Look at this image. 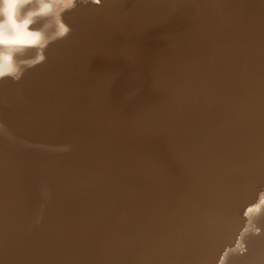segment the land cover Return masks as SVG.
Wrapping results in <instances>:
<instances>
[{
	"label": "bare ground",
	"instance_id": "bare-ground-1",
	"mask_svg": "<svg viewBox=\"0 0 264 264\" xmlns=\"http://www.w3.org/2000/svg\"><path fill=\"white\" fill-rule=\"evenodd\" d=\"M54 1L18 3L30 7L0 31V44L15 39L0 46V67L23 71L14 91L32 109L0 103V139L72 150L35 165L40 227L3 240L7 264L29 252L37 264H215L264 183V0L86 2L66 14L61 49L26 76L19 60L53 39L31 16ZM16 190L0 208L12 224L28 209Z\"/></svg>",
	"mask_w": 264,
	"mask_h": 264
},
{
	"label": "rangeland",
	"instance_id": "rangeland-1",
	"mask_svg": "<svg viewBox=\"0 0 264 264\" xmlns=\"http://www.w3.org/2000/svg\"><path fill=\"white\" fill-rule=\"evenodd\" d=\"M45 3H47L48 5H50V2L52 3V1L54 0H44ZM50 1V2H49ZM58 1V0H57ZM57 1H54L53 3H56ZM65 1V2H64ZM72 1V2H71ZM92 1L93 3H95L96 5L100 4V1L99 0H59L56 4H53L52 6H50L48 9L46 10H49V11H46V10H39V13H36L34 12L33 16H31V22L33 20H38L39 22H41V25L42 27L44 26L45 28V32H49L47 33L48 35H50L53 39H51L49 42H46V43H35V44H31L30 47H35L36 46V49L37 51L34 53V56H31L33 58H27L25 60L23 59H20L19 62L20 63H25L27 61V63H23L21 66H23V69H29L30 72L26 75V76H30V74H32L35 69L39 68L37 66L40 65V62L42 60V57L44 59L45 58H49L50 56V50H54V51H57V50H60L62 44L64 43L63 40L65 39V37L69 34V32L71 30H73V24H70L67 20H66V14L68 13V11H70L71 9H73L74 7H78L79 5L81 4H84L86 2H90ZM113 1L116 5H120L124 2V0H111ZM33 2H38V3H44L43 0H0V16H4L5 17L3 18V20L1 19L0 22H4L3 26L1 25L0 26V31H3V30H6V29H9V28H12L13 26H15L11 19L15 20V21H19L23 16L24 14L26 13V10L30 7L28 6L27 8L25 7L24 9H18V3H25V5H30L31 3ZM62 6H61V4ZM7 3L9 5V3L12 5L11 9L7 11ZM16 3V4H15ZM64 3V4H63ZM65 3L67 5H65ZM70 3V4H69ZM4 5L6 7H4ZM70 5V7H69ZM56 6V7H55ZM59 6V7H58ZM4 7V9H3ZM55 7V8H53ZM61 7V8H60ZM53 8V9H52ZM59 8V9H58ZM63 8V9H62ZM55 9V10H54ZM59 11H57V10ZM6 10V11H5ZM54 10V11H53ZM43 11H46V14L45 12ZM58 13H57V12ZM38 12V11H37ZM54 12V13H53ZM60 12V13H59ZM45 13V14H44ZM54 14L53 15H50V14ZM2 14V15H1ZM43 14V15H42ZM46 17H45V16ZM57 15V19H55V16ZM44 17V18H43ZM51 17V21L54 22L55 25H53V23H51V21L49 20ZM53 17V18H52ZM45 19V20H43ZM48 19V20H47ZM54 19V20H53ZM56 20V21H55ZM44 21V22H43ZM21 22V21H20ZM47 22V24H46ZM49 22V23H48ZM55 22H58V25H56L57 23ZM51 23V24H50ZM9 25V26H8ZM52 25V27L50 26ZM17 26V24H16ZM49 29H47V28ZM57 27V28H56ZM51 28V29H50ZM53 28V29H52ZM60 29V30H57ZM49 30V31H48ZM57 33H56V32ZM51 32V33H50ZM54 32V33H52ZM60 32V33H59ZM56 33V35H55ZM53 34V35H51ZM9 35V34H8ZM4 36L3 40H2V43L0 44V46L4 45V46H9L10 44H13L15 42V39L14 38V35H9V36ZM58 35V36H57ZM13 39V40H12ZM42 44V45H41ZM36 55V56H35ZM38 57V58H37ZM41 57V58H40ZM35 58V59H34ZM51 58V57H50ZM59 59V58H58ZM35 61V62H34ZM46 61V60H44ZM60 61V59H59ZM58 60L55 59V62H59ZM42 63V62H41ZM19 65V64H18ZM36 66V67H35ZM32 68V70L30 69ZM36 69V70H37ZM2 71V67H0V103L2 105H10L11 107L13 108H16L18 110L21 109L22 112L24 113H31L32 112V109H30V106H28V102H26L22 97L21 95L19 96L17 94L16 91H14L16 89V85L17 86H20L25 80L26 78H23L25 75L23 74V71ZM4 73V74H3ZM15 73V74H13ZM17 74V75H16ZM11 77V78H10ZM21 77V78H20ZM9 79V80H8ZM24 79V80H23ZM12 80V82H11ZM7 82L5 83L6 86H1L3 82ZM9 81V82H8ZM19 81V82H18ZM101 81V78L99 79H95L94 81L92 80L90 82V84H93L94 86L97 85L96 82ZM69 81H65V83L63 84H67ZM12 83V84H11ZM15 83V84H13ZM18 83V84H17ZM15 85V86H14ZM8 87V89H7ZM4 88V91L2 90ZM12 88V89H11ZM10 89V90H9ZM101 90V89H100ZM97 92L98 89H97ZM95 92V93H97ZM10 93V94H9ZM48 98V101L50 102V98ZM13 101V102H12ZM55 101V102H54ZM61 103H60V102ZM52 102L56 103L58 105L57 102H59V105L60 106H63L64 104H68V106H75L74 103L73 105L68 102H65L63 100H53L52 99ZM62 102H63V105H62ZM66 104V105H67ZM18 106V107H17ZM25 108V109H24ZM0 124H3L1 121H0ZM49 141H45V143H31V147H26V146H23V145H20L16 142H12V141H7V140H3V139H0V150H2L1 152V155H0V173L1 171L5 170L6 171V174H5V171L0 174V183H2V185L0 184V208L2 207V201L4 202L5 198L7 197V194L4 193L7 191V193L9 194H12V192H15L13 190H16V195L19 199V203H21L22 201H24V204H25V207L28 208L26 209V212L24 213V215L22 217L25 216V218L23 219H20L21 223H16V222H13V224L9 221H5L3 220L4 218L2 217V219L0 218V244L3 243V240H4V243L6 241V238H9L10 234H12L11 236L13 235H16L17 232L19 231V229L21 230V232H18V233H21V238L23 236V234H30L32 233V231H36L37 228L40 227L39 223L37 224V222L35 221L36 219V215L38 214L40 208H41V204H42V200L44 199V190H45V185H44V182L45 180L43 179H40L38 176H37V173H36V168H35V165H37V167H39L40 165V168L44 167V163H45V166L49 163L47 162H53V161H58V159H60V156L61 158H64L65 156L69 155L72 150H67L64 151V152H59V151H55V150H40V149H37V146L41 145V146H48V145H53V144H47L50 142V140L52 142L50 143H54V140L53 139H49ZM47 142V143H46ZM37 145V146H36ZM1 146L3 149H1ZM20 146V147H19ZM19 148V149H18ZM34 148V149H33ZM22 149V150H21ZM32 149V150H31ZM17 152V153H16ZM62 153V154H61ZM68 153V154H66ZM6 156V157H4ZM31 154V155H30ZM39 154V155H38ZM64 154V155H63ZM13 155V156H12ZM45 155V156H44ZM60 155V156H58ZM2 156V157H1ZM12 156V157H11ZM19 156V157H18ZM35 156V157H34ZM41 156V158H40ZM43 156V157H42ZM12 159H11V158ZM47 157V158H46ZM5 158V160H2ZM15 158V159H13ZM22 158V159H21ZM29 158V159H28ZM38 158V159H37ZM50 158V159H49ZM54 158V160H53ZM58 158V159H56ZM34 159V160H33ZM44 159V160H42ZM47 159V160H46ZM12 160V161H11ZM17 160V161H16ZM30 160V161H29ZM42 160V161H41ZM50 160V161H49ZM16 161V162H15ZM34 161L35 164L32 162ZM43 161H45L43 163ZM47 161V162H46ZM3 162V163H2ZM10 162V163H9ZM28 165H26V163ZM39 162V164H38ZM42 162V163H41ZM67 162V161H65ZM5 163V164H4ZM9 163V164H8ZM33 163V164H32ZM3 164V165H2ZM18 164V165H17ZM29 166L28 168L24 166ZM34 165V166H33ZM42 165V166H41ZM4 166V167H2ZM7 166V167H6ZM31 166V167H30ZM33 166V167H32ZM10 167V168H9ZM25 167V168H24ZM8 168V169H7ZM2 169V170H1ZM13 170V173L11 170ZM9 170V172H8ZM24 170V171H23ZM29 170V171H28ZM36 170V171H35ZM28 171V172H27ZM26 174H25V173ZM8 173V174H7ZM11 173V174H9ZM3 174V175H2ZM6 178H5V176ZM14 175V177H13ZM19 177H16L18 176ZM33 175V176H32ZM3 177V180H1ZM27 177V178H25ZM35 177V178H34ZM38 177V178H37ZM10 178H12L10 180ZM15 178L17 179L15 181ZM19 178V179H18ZM33 178V179H32ZM8 182H7V180ZM32 179V181L30 180ZM35 179L37 180V182H35ZM6 180V182H5ZM22 180V181H20ZM25 180V181H23ZM40 180V181H39ZM42 180V181H41ZM4 181V182H3ZM12 181V182H11ZM31 181V183H30ZM15 182V183H14ZM20 182V183H19ZM26 182V183H25ZM40 182V183H39ZM5 183V184H4ZM18 184V187L21 186L20 188L17 187V184ZM22 183V184H21ZM33 183V184H32ZM11 184V185H10ZM14 184V186H13ZM16 184V185H15ZM21 184V185H20ZM28 184V185H27ZM36 184V185H34ZM39 184V185H38ZM4 185V186H3ZM6 185V186H5ZM22 185L24 187H22ZM32 185V187H31ZM33 185H34V188H36V190H34L33 188ZM2 186V187H1ZM6 187V188H4ZM16 189H15V188ZM26 187V188H25ZM8 188V189H7ZM12 188V189H10ZM14 188V189H13ZM28 188V189H27ZM7 189V190H5ZM20 189V190H19ZM24 189V190H23ZM31 189V191H30ZM38 189V190H37ZM260 189V190H259ZM258 189V192L259 194H256V198H258L256 200V198H254V200L252 202L249 203V205H246L248 207H243V210H242V215H241V222H240V225H239V229L235 235V238L233 239V241L231 243H226L222 246L221 248V251L219 253V256L217 258V261L215 262V264H264V183L263 185H261ZM26 190V191H25ZM20 191V193H19ZM33 191V192H32ZM263 193H262V192ZM2 192V194H1ZM11 192V193H10ZM28 192L29 195H26ZM261 192V193H260ZM24 194V196L26 195V201L30 200L29 202H26L25 199H24V196L21 195V194ZM33 193H34V198L33 197ZM37 193L38 194V197H37ZM6 194V195H5ZM21 195V196H18V195ZM5 195V196H4ZM32 195V196H31ZM260 196V197H259ZM31 197V199H30ZM37 197V198H36ZM28 198V200H27ZM37 201H36V199ZM20 199H21V202H20ZM24 199V200H23ZM35 199V200H34ZM36 203H33L34 201ZM49 199H47V201L45 203H49ZM39 202V203H38ZM256 202V203H255ZM32 203V204H31ZM253 203V204H252ZM22 204V203H21ZM29 204V205H28ZM35 204V206H33ZM30 206V207H28ZM32 207V210L30 209ZM39 207V208H38ZM28 210V211H27ZM33 212V214L31 213ZM27 213V214H26ZM32 214V215H31ZM27 216V217H26ZM1 217V216H0ZM29 218L28 221H26L27 219ZM4 222H2V221ZM23 220V221H22ZM25 220V222H24ZM6 222H8L6 224ZM3 223V224H2ZM11 223V224H10ZM16 223V224H15ZM25 223V224H23ZM28 223V224H27ZM9 224V225H8ZM21 224V225H20ZM37 227H36V225ZM3 225H5L3 227ZM13 225V226H12ZM16 225V226H15ZM18 225V226H17ZM26 225H28L26 227ZM10 226V227H9ZM21 226V228H20ZM23 226V227H22ZM33 226V227H32ZM9 227V229H8ZM14 229H13V228ZM19 227V228H18ZM24 227H26V229H24ZM3 228H4V231H3ZM17 228V229H16ZM35 228V230H34ZM7 229V230H6ZM11 230V231H9ZM15 232H14V231ZM17 230V231H16ZM25 231L24 233L22 231ZM4 233H3V232ZM10 232V233H9ZM12 232V233H11ZM6 233H9V234H6ZM23 233V234H22ZM5 236V237H4ZM18 236V234H17ZM26 235H24L25 237ZM24 242L26 241V238H24ZM3 238V239H2ZM20 238V239H21ZM23 239H21L23 241ZM27 242V241H26ZM3 243V244H4ZM28 243V242H27ZM0 245V264H7V259H9V256H6L5 255V251L3 252L4 250V245ZM3 246V247H2ZM2 247V249H1ZM29 248V244L26 245V249H27V252H29L30 250H28ZM2 250V251H1ZM4 254V255H3ZM5 257V259H4ZM26 257V258H25ZM33 256L31 255V253L29 252L28 254H24V258L23 260L25 261L26 259V262H28L27 264H37L36 263V260L34 258H32ZM7 258V259H6ZM5 261V262H4Z\"/></svg>",
	"mask_w": 264,
	"mask_h": 264
},
{
	"label": "clouds",
	"instance_id": "clouds-1",
	"mask_svg": "<svg viewBox=\"0 0 264 264\" xmlns=\"http://www.w3.org/2000/svg\"><path fill=\"white\" fill-rule=\"evenodd\" d=\"M9 7H11V5H9Z\"/></svg>",
	"mask_w": 264,
	"mask_h": 264
}]
</instances>
